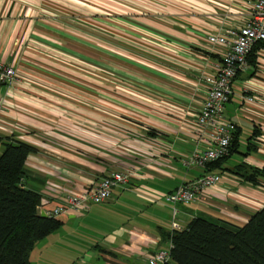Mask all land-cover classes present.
Listing matches in <instances>:
<instances>
[{
  "label": "crops",
  "instance_id": "1",
  "mask_svg": "<svg viewBox=\"0 0 264 264\" xmlns=\"http://www.w3.org/2000/svg\"><path fill=\"white\" fill-rule=\"evenodd\" d=\"M73 7V0H0V60L19 74L0 82V155L6 143L34 148L22 186L49 208L124 168L136 170L131 187L145 197L116 188L109 201L60 216L31 263L145 264L167 248L174 222L244 226L264 207V42L232 83L229 155L213 169L185 161L219 59L207 36L241 26L247 0H165V13L152 20L120 14L107 28L105 15L98 18L96 36ZM245 88L256 103L244 101ZM206 172L223 180L194 203L152 201Z\"/></svg>",
  "mask_w": 264,
  "mask_h": 264
},
{
  "label": "built area",
  "instance_id": "2",
  "mask_svg": "<svg viewBox=\"0 0 264 264\" xmlns=\"http://www.w3.org/2000/svg\"><path fill=\"white\" fill-rule=\"evenodd\" d=\"M247 3L248 18L241 26L220 27L207 36L219 59L215 63V74L207 78L209 87L195 122L194 147L185 161L187 165H206L223 159L230 153L232 139L237 130L236 124L225 114L226 104L232 94V83L239 73L249 69L250 54L257 43L264 41V0H247ZM18 79V70L0 60V82L13 83ZM243 91L246 103H256V97L248 88ZM136 176L137 172L132 168L111 170L98 182L87 184L77 192L68 193L56 206L49 208L50 201H45L40 204L39 209L51 218L86 212L92 204L109 201L116 188L145 197L131 187ZM222 180L221 173L206 172L196 179L182 182L166 195L165 200L153 198L152 201L157 205H163L165 201L189 205L204 190ZM185 228L176 222L173 224L174 231ZM173 247L170 239L167 248L147 254L145 264H169Z\"/></svg>",
  "mask_w": 264,
  "mask_h": 264
},
{
  "label": "trees",
  "instance_id": "3",
  "mask_svg": "<svg viewBox=\"0 0 264 264\" xmlns=\"http://www.w3.org/2000/svg\"><path fill=\"white\" fill-rule=\"evenodd\" d=\"M33 151L24 142L6 143L0 155V264H32L35 244L62 224L58 218L43 217L41 195L22 186L25 163ZM221 161L206 165L218 168ZM166 239L174 244L170 263L264 264V207L241 227L197 217Z\"/></svg>",
  "mask_w": 264,
  "mask_h": 264
},
{
  "label": "rangeland",
  "instance_id": "4",
  "mask_svg": "<svg viewBox=\"0 0 264 264\" xmlns=\"http://www.w3.org/2000/svg\"><path fill=\"white\" fill-rule=\"evenodd\" d=\"M73 3L75 16H82L89 20L87 26L93 36H96L98 18L101 20L104 15L106 27L113 28L114 19H117L120 14L152 20L153 15L165 13V0H73ZM110 35L113 34L107 31V41L113 39ZM107 48L112 50V55L113 46H107ZM107 53H109L108 50ZM110 56L107 54L108 58ZM91 76L95 75L91 74Z\"/></svg>",
  "mask_w": 264,
  "mask_h": 264
},
{
  "label": "water",
  "instance_id": "5",
  "mask_svg": "<svg viewBox=\"0 0 264 264\" xmlns=\"http://www.w3.org/2000/svg\"><path fill=\"white\" fill-rule=\"evenodd\" d=\"M41 215H42L43 217H46V216H47L45 213H41Z\"/></svg>",
  "mask_w": 264,
  "mask_h": 264
}]
</instances>
